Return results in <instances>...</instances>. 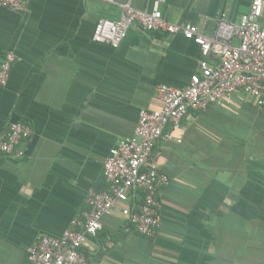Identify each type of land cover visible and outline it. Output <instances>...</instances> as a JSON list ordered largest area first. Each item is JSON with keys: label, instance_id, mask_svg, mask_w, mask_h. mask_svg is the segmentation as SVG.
Returning <instances> with one entry per match:
<instances>
[{"label": "crops", "instance_id": "0c3cea01", "mask_svg": "<svg viewBox=\"0 0 264 264\" xmlns=\"http://www.w3.org/2000/svg\"><path fill=\"white\" fill-rule=\"evenodd\" d=\"M154 0H28L0 8V59L15 55L0 87V134L25 122L20 158H0V264H25L39 234L60 235L106 187L103 163L130 136L158 84L183 88L199 46L181 34L131 26L117 47L93 40L99 18ZM251 0H167L163 16L211 35L225 12L237 22ZM175 140L159 144L169 183L158 192L160 229L137 233L113 210L82 248L89 264H264V105L245 96L189 111ZM136 196H139L136 194Z\"/></svg>", "mask_w": 264, "mask_h": 264}, {"label": "built area", "instance_id": "2783aa9c", "mask_svg": "<svg viewBox=\"0 0 264 264\" xmlns=\"http://www.w3.org/2000/svg\"><path fill=\"white\" fill-rule=\"evenodd\" d=\"M27 1L0 0V8L21 12ZM102 1L113 4L117 0ZM166 1L154 0L150 11L126 3L118 19H98L92 38L117 47L131 26L145 32L181 34L199 46L197 71L183 88L156 86L160 107L139 109L132 134L120 139L103 163L106 187L87 190L86 209L72 217L60 235H37L26 250L25 264H89L82 248L88 238L96 237L103 218L113 210H118L137 233L153 238L161 225L157 195L169 183V176L157 161L161 155L159 144L181 142L174 131L191 110H206L238 96L264 105V0H251L248 11L237 22L222 12L211 35L204 34L194 23L167 20L161 11ZM14 61L10 50L0 59V87L7 84ZM31 133L28 123H10L7 131L0 134V158L22 157L18 146Z\"/></svg>", "mask_w": 264, "mask_h": 264}, {"label": "trees", "instance_id": "16d2710c", "mask_svg": "<svg viewBox=\"0 0 264 264\" xmlns=\"http://www.w3.org/2000/svg\"><path fill=\"white\" fill-rule=\"evenodd\" d=\"M156 32H159V31H156Z\"/></svg>", "mask_w": 264, "mask_h": 264}]
</instances>
